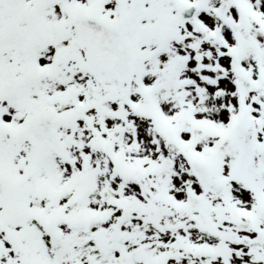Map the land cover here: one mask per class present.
<instances>
[{"label":"snow or ice","instance_id":"snow-or-ice-1","mask_svg":"<svg viewBox=\"0 0 264 264\" xmlns=\"http://www.w3.org/2000/svg\"><path fill=\"white\" fill-rule=\"evenodd\" d=\"M0 264H264V0H0Z\"/></svg>","mask_w":264,"mask_h":264}]
</instances>
